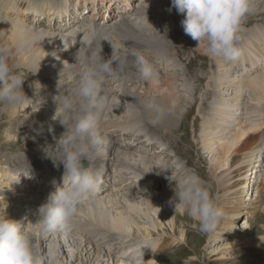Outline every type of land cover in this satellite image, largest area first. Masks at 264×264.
Returning a JSON list of instances; mask_svg holds the SVG:
<instances>
[{"label": "bare ground", "instance_id": "1", "mask_svg": "<svg viewBox=\"0 0 264 264\" xmlns=\"http://www.w3.org/2000/svg\"><path fill=\"white\" fill-rule=\"evenodd\" d=\"M21 1L24 0H0V44L6 43L8 46H10L13 49V55L10 62L14 64L17 68L19 69L25 68L30 72H34L37 74L42 73L41 76H43V78L42 80L39 78L37 80L38 84H36L32 89H28L27 91H24L25 95L29 99L22 106L17 108H11L9 106L4 105L6 107L0 110L1 111L0 122L4 123L5 120H9V122L11 123L12 121L15 120L28 119L30 120L29 122L31 123V125H36L37 128L39 127L37 124H42L43 122H45V115L40 116L38 112L33 110L35 109L34 108L35 104H46L49 102L54 103L51 99H55L56 94L58 96L57 100L59 103H61V98L64 96H75L73 90L74 88H77V81H71L68 78H70V76L72 75H75V78L79 77V76L77 77L76 74L78 72L81 73L83 71V68L86 67L83 57L85 53L89 51L88 49H92V48H90V46H88L86 43L76 44L77 47L83 48V51L81 52L80 63H78L77 60L78 51L77 52L72 51L71 47L70 50H68V53L66 54L67 58H65L63 48L68 44L67 40L64 39V37L62 36H58L59 35L58 32H56L57 35L51 33V31L53 30H51L50 32L46 31V33H44L42 29L43 27L37 28L38 24L35 23L28 24L27 19L30 15L33 14L35 19H40L39 16L42 15L43 13H41L39 7L30 8L24 11L23 10L24 4ZM256 2L258 3L256 7H260L262 0H256ZM152 6L163 7L164 4L161 2L160 3L153 2L149 6V8H152ZM13 11L16 13L15 15H13V19H17L18 17H20L22 23H19L8 17V15L9 14L11 15V12ZM44 11H46V9H44ZM129 14L132 13L130 12L128 13V15ZM146 17H150V16L148 15ZM182 21L183 19L176 20L175 18L174 20L147 19L144 21L143 20L130 21L128 18H124L121 23H118L115 20H111L110 23L112 24L111 26H109L110 24L102 25L101 23L98 22H94L93 24L88 23L89 26H86L85 22H81L79 23V25L81 27H87V30H85L88 31V34L85 35L87 38L86 40H88L89 38L88 35L90 33L92 34L93 41L92 40L91 41L94 45L93 46L94 49H96L97 45L100 44L102 48L101 55L104 57L105 60L111 59L114 54V53L111 54L109 50L113 52L116 51L117 56H128L130 60H134L135 57L133 55L134 54L140 55L141 52L140 50L147 49L148 51H150L147 46V42H144L143 40L145 39L152 40L157 37H158L157 42L155 44L157 46H159L161 43L180 44L182 40H186L187 43L183 44V46L190 48L196 53L199 52L206 53L209 59L212 60L217 67L216 69H214L208 66L210 67L209 69L211 70L212 74L213 71L216 70L215 75L214 76L212 75L213 77L211 78L212 79L211 82L213 81L214 84H210L209 83L210 81L208 82V84L206 83L207 86L206 85L205 86L207 88L204 92L202 91L203 96L202 95L196 96V101H197L196 103L201 101L203 102L204 105H208V108H210L211 105H209L208 103L210 104L212 103L211 95L212 93H217L216 101L218 104L217 107L213 108L212 116L207 118L206 122L202 123L201 129H199L198 126L195 129L198 132L199 131L201 132V142L199 143L203 146L204 150H207L209 157L211 158L213 157L214 160L212 161V165L215 162L217 156V154H215L216 149L224 148L222 146H225V143L229 145L233 144L232 150L229 149L228 151H226L225 159L228 162H226L225 166H227V164L230 165L229 159L237 155H240V153L246 152L251 146L256 147L255 146L256 144L257 148H255V150L249 154L248 163H247L248 167L246 170V174H247L249 173L250 167L253 165V161L255 159L259 160V153L261 152L264 153V144H262V148L260 147V140L264 137V133H261V129L264 128V127L261 128V123L257 127V124L254 121L250 122L249 120L250 118L246 115L245 118L246 117L249 118V119L244 118L245 120H249L245 123L247 126L243 125L244 119L243 121L238 122L239 108L237 103L239 102L240 99L247 101L245 99L246 98L245 94H247L248 92H244L246 87V85L244 84L247 83L244 82L245 79L240 80L239 77L231 75V73L227 69H225L224 66H222V63L220 62L219 58L211 56L207 51V47H208L207 44L201 45L199 47L197 41H194L189 35H186L184 28L182 26ZM78 26L73 31V34L77 35L79 41L81 34H83V31H80L81 27L78 28ZM140 26H143V29H140ZM37 33L43 38L41 42H38L35 46L31 47L30 49L21 46L25 40L29 39L31 36ZM138 41H141L144 44H140ZM61 44H63V47L62 50L60 51ZM172 46L175 47L173 44ZM162 47L163 46H161L160 50L157 49L155 53L146 52V55L152 56L154 58L160 57L161 54H163ZM133 48H136L137 50L132 52ZM154 54L156 56H154ZM170 56H173V53ZM170 56L169 58H167V60H170ZM64 58L67 60H65ZM52 64H54V66L60 65L62 67V70H65L64 75L62 76L60 75V78L59 77L57 78L56 76L55 79L53 77H49L48 75L50 72H47L48 70L47 67L50 68ZM178 65L180 66V64ZM131 69H132L131 65H129L128 70H126L129 73L128 75L132 77L131 80H128L125 77H116V78H119L117 83H122L120 86L122 88L121 95H123V97L128 101L130 108L134 107V105H132L134 103L133 102L134 97L137 98L136 100L139 102L138 105L136 104L138 106V111L137 112L128 111L129 116L126 113L127 116L123 117V116H118V113H121L119 112L121 110V107L120 108L115 107L113 108V110L111 109L108 110L107 116L113 114L114 119H109V118L105 119L104 122L99 126V129L97 128L98 132L102 136L107 137L109 140V144L107 145V152L105 156L96 159L93 164L94 169H97L99 167V164L103 165V163H105L107 160L109 161L107 164L108 167L111 166L113 163V167L116 168L115 171L116 175L109 179L108 176L109 173H106L104 177H107L109 181H112L111 182L112 184L110 185L111 190L113 188H118V190L120 191L122 190L121 192L122 201L120 200V202L122 204V207L126 208V211L125 212H121L120 210H117L115 212L111 211L110 207H113L115 203L113 201L114 196H110L108 194L109 192H106L107 196L106 194L104 195V191L109 188V186H105L104 188L100 189V192L102 193L99 194L100 193L99 192L95 196L94 202L90 204H86L81 210L78 220L79 221L78 228H77V231L78 232L80 231L79 233L76 231V233L74 234L66 235L63 232H57L54 235H48L45 237L42 236L41 226L39 229H37L34 232L33 230L29 229L30 231H28V233L39 241L40 243L39 250L42 255H46L50 251L56 252L58 254V259L59 260L63 259V261L66 262L65 264H75L80 257L83 259L84 256L87 258L84 264H106V261L108 259H112L111 264H162L155 260H152L151 254L152 252L157 253L158 251L166 250V248H163L164 244L158 245V243L156 242L154 244H150V243H152V241L159 240V239L157 240L153 239L155 236L162 237L159 240L161 242V240H163V238L166 235H169L163 230L164 227H167V229L171 231L170 235L172 236H175L173 233H176L179 230L178 232H180V236H179L180 240L178 242L180 244L186 242L185 239L186 237L184 235L183 229L178 227L177 219L179 217H177V215L179 214V216H181V218L183 217L185 221L188 220L187 217L188 215L183 211H177V212L175 211L174 204L172 203L174 196L173 195L165 196L164 184L162 183L164 181H168L170 184V189L171 187L176 186L178 191L180 185L178 186L175 183L179 182V180L184 177V174L187 173L186 170H188L182 167L179 162H175L177 160H175L174 157L178 156V153L174 157L171 155L172 153L170 154L172 157L168 155V151H171L173 146L169 147V149L167 150L166 149L164 150L161 149V145L163 144L159 143L160 147L158 146V143L154 144L153 153L151 154V157L154 159L152 158L150 159L155 161L154 162L150 161L149 163H146L145 167H148V169L147 171H143V169L141 168V164L144 159H142L140 156L136 154H132L135 151L133 144H129V142H127L124 145L121 143L120 146H116L113 143H111V138H113L115 135L116 137L121 138L124 133L131 134L133 135V137L134 135L138 134L147 141L146 143H151L149 139V134H147L146 132L147 130L144 129L146 125H148V127H157L158 129L164 131V133L165 132L178 133L182 131L181 129L186 128V120L188 119L190 112L192 110H195V107L190 105L192 100L190 97L191 91L185 90L183 87L177 85L178 76H179L178 69H180L178 67L173 68L175 70H171L168 75L159 73L157 69L154 70V76L150 82H145V81L143 82L142 80H140L139 77L135 75L136 73L135 70L133 69L131 70ZM181 71L182 69H180L179 72ZM58 73H63V72L61 70H58ZM44 74L46 75L44 76ZM200 77L201 79H204L205 75L200 74ZM114 79H110L106 85L111 86V83ZM144 83L146 87L149 85L148 91L139 92L138 91L140 89L139 84L143 85ZM248 85H250L249 89H247V91L249 92H250V87L254 86L253 94H256V92L260 89L264 91V73L261 74L259 78L255 80L252 79L248 83ZM131 89L135 90L134 91L136 93L135 96L131 94L132 93ZM201 90L202 89H200V91ZM116 94H117L116 91L111 90L108 94V98H111ZM247 96L248 98L250 97L249 93L247 94ZM45 99H48L49 102H45ZM260 99L261 98L257 99L259 103L258 102L255 103V105L258 103L259 107H260ZM120 101L124 103L122 99ZM115 102L116 101L113 100L114 105ZM146 103H148L150 106H147ZM254 109L256 110L255 107ZM245 112L248 115V112L247 111ZM245 112L244 114H246ZM261 112H263V110ZM32 113L33 114L35 113L36 116L33 117ZM201 113L199 112L196 121L197 119L198 121L202 120ZM61 118H67L64 112ZM259 118L261 119V114L259 115ZM148 121L152 123V125H150ZM59 124L63 125L60 121ZM133 125H136L137 127L135 130L130 131L129 129ZM42 131L43 128H39L38 130H36L35 136L33 137V139H38V141L42 142V144H40V142L37 143L38 145L36 146L35 150H38L39 149L38 147H40V145H42L44 148L47 145L48 148L45 150L47 151V153L46 155L45 154L42 155L45 161L48 163L52 162L53 161L52 158L59 161V159L61 158V156H59L60 148L59 145L57 147V145H55L54 143V134L52 132L46 134L48 140L43 141L40 139ZM65 132L66 131L64 130V133ZM238 133L241 136L238 138V140H235L237 138L236 135ZM165 136L167 137V135ZM160 138H162V136ZM7 142L13 143V146H15L16 143L20 142V140L19 139L10 140V141L8 140ZM28 143L29 142H27L26 144ZM214 143H220V146L213 147ZM166 144L168 143H166L165 141V146ZM145 146L150 147L147 145ZM158 151H160V156L163 157V159H159V157L157 156ZM261 159H263V157H261ZM263 160L262 161L259 160L260 164L258 166L256 165V167H259L257 169H260L261 166H263V164H261ZM210 162L211 161H209V163ZM84 163H87L88 166L90 167L88 161H84ZM7 165L9 166L8 156H1L0 168H2L5 171H8L9 168L7 167ZM60 171H61L60 169H56V171L55 169H53L50 171V174L52 175L54 173L59 174ZM146 172L147 174L145 175ZM161 172L162 174L160 175ZM259 172H262V170H259ZM143 175L147 176L148 180L142 182L141 184L140 179L141 177H143ZM124 177H129V178L128 180L124 181ZM190 177L191 175L190 176L188 175V178ZM132 178L134 179L133 185L132 184L127 185L126 182H129L130 181L129 179ZM21 179L24 182L30 181V177L27 174L25 176H18L16 177V179L12 178L13 181L15 180L20 181ZM58 179L61 178L58 177L57 181ZM157 182H161L163 192H155L153 190V188L156 187ZM205 183L210 187L211 183L209 179L207 182L205 181ZM136 185L139 186L136 187ZM220 185L221 184H219L218 188L222 192L225 186L223 185L220 186ZM256 186H257V182L246 181L240 187V189L237 190H234L233 188L229 189L227 193L229 196H231L230 200L232 202V207L238 210V207L246 205L247 203H245V200L243 201V195L247 193V191H249L250 193V191H252L254 187L256 189ZM3 188L4 185L1 184L0 201L8 200L10 202L11 201L13 202L15 201L14 199H16L13 198L15 194L22 195L23 193H27L26 191L23 192L24 190L22 186L16 183L13 184L12 186L10 184L8 186L9 190L7 191H5ZM30 188L33 189L31 194L36 195V197H33V199H29V200L24 199L25 197L22 198L20 201H24L23 206L25 207L26 210L22 212L21 211L22 206L19 207L18 208L19 212L15 213L17 217H12L9 215L10 216V217L8 216L9 220L22 221L25 218V221L27 222V218H28L27 216H29L30 218L33 217L36 218L35 204L40 202H42V205L46 204L49 195L52 193L51 191L46 192V187L42 190L36 189L34 187H30ZM210 190L211 192L214 191L212 187L210 188ZM124 196H126L127 198ZM17 200L19 201V199H16V201ZM247 201H251V200H247ZM127 213H129V215ZM135 215H137V217H135ZM236 215L237 214H234L232 216L235 218L234 222L240 219V217L237 218ZM154 220H156L157 222H155ZM85 221L86 222L92 221L94 223H97V225H100L102 229L106 228L105 230H109V232L111 233L110 236L108 234L109 236L108 238H105V236L103 237L102 235L104 239L98 241L96 240V237H94L95 234L93 237L92 234L88 235L90 236L91 239H93V243H92L93 247L97 244L103 246V247L101 246V250L97 252L98 260L93 263H91L94 256L92 252L93 248L87 247L86 244L88 243L89 238L85 239L86 241H84L85 236L83 235V233H81V231L85 230V228L81 230L82 228L81 226ZM246 229H247L246 227L242 228L241 231H246ZM94 230L96 231L98 229L95 228ZM86 232H87V228H86ZM63 234L68 241H66L64 237L61 238ZM104 234L107 235L105 232ZM99 236L101 237V233L99 234ZM51 237L55 244L53 245V247L49 246V248L47 249L48 245L44 247L45 242H49ZM124 237H128L131 240L129 241L127 239L128 242H126L127 241L126 239L123 240ZM76 240L81 241L80 245H78L77 243L74 244ZM217 240H221V239L217 236L215 237L214 241ZM117 241H119L120 243H117ZM175 243L176 242H172L173 244L172 247L177 245V243L176 244ZM138 244H139V249H137L136 251L133 250L125 251L127 248L132 249ZM236 244H238V242H235V245ZM235 245L232 247H235ZM78 247L81 250H79ZM67 248L71 250V252H74V254H76L74 258H70V256L68 255L69 250ZM74 248H77V250H75ZM121 251L122 252L125 251V252L122 255H120ZM107 254L109 258H107L108 257ZM113 254L119 255L118 257H116V260L112 257ZM137 255L143 256V260L142 261L137 260L135 258L137 257ZM220 259L226 260L225 258H220ZM59 264L62 263L59 262Z\"/></svg>", "mask_w": 264, "mask_h": 264}, {"label": "rangeland", "instance_id": "2", "mask_svg": "<svg viewBox=\"0 0 264 264\" xmlns=\"http://www.w3.org/2000/svg\"><path fill=\"white\" fill-rule=\"evenodd\" d=\"M21 2L24 4V7H23L24 11H26L27 9H30V8H36L37 7V6L33 5L32 0H24ZM255 2H256V0H255ZM257 4L258 3L256 2L255 8H257V10H255V12L247 18L245 24L243 25V33L242 34L244 36V40H243L242 46H243L245 51H244V55H243L242 59L239 60L242 62L245 61L244 62L245 65L248 66L247 71L250 72L244 78L245 79L244 82L247 83V84H244V85H246L244 92H248L250 97L248 98V96H247L248 93L247 94L244 93L246 95L245 99L247 101L241 99L242 103L239 100L240 103L238 102L237 104H238V108H239L238 109V116H239L238 122L243 121V119L245 118V115H246L250 119L248 117H246V118H248L250 120V122L254 121L257 124V127L261 123V128H262V127H264V91L262 89H260L256 92V94H253L254 86H251L252 88L250 87V92L247 91V89H249V86H250V85H248V83L252 79L255 80V79L259 78L261 76V74L264 73L261 71V68L264 67V61L261 58V54L264 51V48H263V46H264V0H262L260 7H256ZM132 9H133V11L136 10L135 7ZM15 14L16 13L13 11V12H11V15L10 14L8 15V17L13 19V15H15ZM13 20H15L19 23H22V20L20 19V17H18L17 19H13ZM153 20H154V18H153ZM86 23L87 22H85V24ZM98 23H100V22H98ZM86 26H89V24L87 23ZM79 27H81V26L79 25L78 28ZM140 28L143 29V26H140ZM85 30H87V27H81V29H80V31H83V34L81 35L82 40L80 39V43H82V44L86 43L88 46H90V48L94 49L93 48L94 45L92 43V41H93L92 34L90 33L88 35L89 36L88 40H86L87 38L85 35L88 34V31H85ZM43 32L46 33L45 31H43ZM54 35H57V34H54ZM157 38L152 39V40H146L145 39L143 41L147 42V46L150 50L148 52H154L155 53L157 49L160 50L161 46H163L162 47L163 48V51H162L163 54H161L159 59H154L152 57H148L149 55H146V52H147L146 50H141L140 55H143L146 59H148V61L152 64L153 68L159 70V72H162L165 75H168L171 70H175V69H173L175 67L182 69L183 72L182 71L179 72L180 69H178L179 70L178 71L179 76H178L177 85L183 87L185 90L191 91L190 97L192 100H191L190 105L194 106L195 110H192L190 112L189 117L186 120V128L181 129L182 131H180L178 133H172V132H168V133L165 132L164 133V131L158 129L157 127H148V125H146L147 122L145 123V125L147 127L145 126L144 129H146L147 134H149V139L152 143V146L154 144L158 143V146L160 147V144H163V145H161V149H164V150L165 149L167 150V149H169V147L173 146L172 150L168 151V155L170 157H172V156L174 157L178 153V156L174 157V159L177 160L175 162H179L182 167L188 169V170H186L187 173L184 174V177L182 179H180L179 182H176L175 184L178 186L183 185L189 179L188 175L189 176L190 175L191 176L196 175L204 182L205 181L207 182L209 179V181L211 183L209 188L212 187L214 189V191L212 193H213V195L218 197L219 203L224 208L226 215L222 219V221L220 222V225H219L217 231L214 234L206 235L200 231V226L196 221L192 220L189 216H187L188 220L185 221L184 218L183 217L181 218V216H179V214H178L177 217H179V218L177 219V224H178L179 228L183 229L184 235L186 237L185 238L186 242H184V243L181 242L182 244H180L178 242L180 240V238H179L180 232H178L179 230L176 233H173L175 236H172V235H170L171 231L169 229H167V227H164L163 230L166 233H168L169 235H166L165 237L163 236L164 238H163V240H161V242L159 240L162 237L155 236L153 239H155V240L159 239V240L158 241H152V243H150V244H154L155 242L158 243V245L164 244L163 248H166V250L158 251L157 253L152 252L151 259L155 260L159 263H162V264H264V179H261V178H264V160H263L264 159V153L263 152L259 153V160L260 161L263 160V162H261V164H263V166H261L260 169H257L259 167H256V165L258 166L260 164V162L258 159H255L253 161V165L249 169V174L246 175V170L248 167L247 163H248L249 154L252 151H254L255 148H257V145L255 144L256 147L251 146L246 152L240 153V155H237V156L229 159L230 165L227 164V166H225L226 162H228L225 159L226 151H228L229 149L232 150V146H233V144L229 145V144L225 143V146H222L224 148H222V149L217 148L216 149L215 154H217V156H216L215 162L212 165V161L214 159H213V157L212 158L209 157L207 150H204L203 146L199 143V142H201V132L199 131L200 132L199 133L195 129L197 126L199 129H201L202 123L206 122V119L212 116L213 108L217 107V104H218L216 101V94L217 93H212V95H211V102L214 104L208 103L209 105H211L210 108H208V105H204L203 102H201V101L196 103L197 102L196 96H201L203 94V92L207 88L206 86H207L209 81H210L209 82L210 84H214L213 81L211 82V80H212L211 78L215 75L216 70L213 71V74H212V72L209 68L211 67V68L216 69L217 67L214 64V62L209 59V57L206 53H204V52L196 53L193 50H191L190 48L183 46V44L187 43L186 40H182L180 44L179 43H172L175 47H173L171 43H166V44L161 43L162 45L160 44L159 46H157V45H155L157 42ZM150 43H152V44H150ZM163 43H165V42H163ZM77 44H79V43H77ZM141 44H144V43L141 42ZM62 47H63V44H61V46H60V51L62 50ZM150 48H152V49H150ZM67 49H68V46L66 45L63 48L65 58H67L66 57V54L68 53ZM133 51H136V48H133L132 52ZM109 52L111 54L114 53L111 50H109ZM172 53H173V56H170V55H172ZM174 54L176 55V57ZM166 55H168V56H166ZM154 56H156V55L154 54ZM169 56H170V60H167V58H169ZM252 59H253V62H252ZM65 60H67V59H65ZM221 60L224 62L223 59H221ZM51 62H53V61H51ZM177 63L180 64V66ZM233 63H235V62H233ZM224 64H225L224 68L227 69L232 74V70H233V68L236 67V65H233V64H231V62H226V61L224 62ZM240 64H242V63H240ZM74 65H75V63H74ZM208 66H210V67H208ZM164 68H165V70H164ZM228 68H230V69H228ZM47 69H48L47 72H50L49 75L48 74L47 75L49 77H53L54 79L57 76V74H58L57 78L58 77L60 78V75L62 76L65 72V70H62V67L60 65L54 66V64H52L50 66V68L47 67ZM17 70H18L19 74H22V78L24 77L23 79H27L30 81H32L34 79V77L32 76V74L29 70H27L25 68H22V69L17 68ZM58 70H61L63 73H58ZM80 74L81 73L78 72L76 74L77 77ZM123 74H126V76H127L129 73L127 71H125ZM200 74H204L205 78L201 79ZM217 74H218V72H217ZM44 75H46V74H44ZM135 75H137V74H135ZM73 77H75V75L70 76V78H68V79L71 80ZM255 77H257V78H255ZM139 79L142 80L141 78H139ZM77 80H78V78H77ZM32 85L33 84H31V86ZM139 86H140L139 87L140 89L138 90L139 92L140 91L141 92L148 91V89H149V85L146 87L145 85L139 84ZM142 86H145V87H142ZM28 88L31 89L30 87L23 86V90L28 89ZM200 89H202V90L200 91ZM134 91H135L134 89H131V92H132L131 94H133V96L136 95V93ZM213 94H214V96H213ZM122 96L123 95H121V93L118 92V96L115 98L116 99L115 103H117L116 107H119V108L121 107V110L123 109L122 111L121 110L119 111L121 113H118V116H123V117L127 116L129 113L128 111H132V112L136 111L137 112L138 111L137 105L139 104V102L136 100L137 98L134 97V99H133L134 103L132 104V105H134V107L130 108L128 101L125 98H122ZM117 98H118V100H117ZM259 98H261L260 99V107L258 105L259 102L257 100ZM121 99L124 103H122L120 101ZM256 102H258V103L255 105ZM50 103H52V102H50ZM50 103L35 104V107H34L35 109H33V110L38 112L40 116L45 115V122H43L42 124H37L39 126L37 128H36V125H31V123L29 122L30 120H28V119L27 120H15V121H12L11 123L9 122V120H5L4 123L0 122V158H1V156H8L9 166L7 165V167L9 168V170L14 169V168H22L24 166L29 167V168L39 169V170L46 169V168L49 171H51L53 169H55V171H56V169L61 170L59 172V174H57V173H54L53 175L50 174L47 177L46 181L44 183H41V184H38L37 181H40V179H43V178L31 177V175H29L30 181L27 182L29 185V188L34 187L36 189L42 190L46 187V192H49V191L54 192L56 190V188L53 185V181H56L59 186H61V187L63 186L64 170L61 169V164H59V167H57L56 163H54V161L49 162V163L45 161V159L43 158L42 155L43 154L46 155L47 151H45V150L48 148V146L46 145V147L44 148L42 145H40V147H38L39 149L35 150L36 146L38 145L37 143L40 141H38V139H33V137L35 136L36 130H38L39 128H43V131L46 130L45 129L46 126H49L54 131H57L58 129H60V131H58V132H52L54 134V143H55V145H57V147L59 145V148H60V141L57 142L56 137L58 136L59 139L62 138V136L64 134V130L66 131V128L63 125L59 124V121H60L62 116L57 117L59 114L58 113L56 114L53 111L55 109V106H57V104L50 105ZM4 105H6V104L0 103V110L7 106V105L6 106H4ZM146 105L150 106L148 103H146ZM127 107H129V108H127ZM244 107L247 109L248 108H250V109L247 110ZM254 107L256 108V110L254 109ZM119 108H116V109H119ZM262 110H263V112H261ZM245 111L248 112V115ZM199 112L200 113L202 112L201 113L202 114L201 115L202 120L198 121V119H197V121H196V118L198 117ZM244 112L246 114H244ZM126 113H127V115H126ZM0 114H1V111H0ZM54 114H56V115H54ZM260 114H261V119L259 118ZM32 115H33V117L36 116L35 113L34 114L32 113ZM52 115H54V116H52ZM50 118H52L53 121H50ZM108 118L114 119L113 114L106 116L104 119H101L99 124L101 125L104 122V120L108 119ZM118 118H120V117H118ZM56 119H58V122H56ZM245 119H244L243 125L247 126L245 123L249 120H245ZM150 125H152V123H150ZM43 131L41 133L40 139L43 141L48 140L46 134H49L50 132L44 133ZM262 131H264V129H261V132ZM194 133H195V135H194ZM165 135H167V137ZM161 136L163 139L160 138ZM236 136H237V138L235 140H238V138L241 135L238 133ZM17 139H19L20 142L16 143L15 146H13V143L7 142L8 140L10 141V140H17ZM113 139H114V137L111 138V143H113L116 146H120V144L122 142H120L118 140H113ZM263 140H264V137L260 140V147H261V144H264ZM165 141H166V143H168V144H166V146H165ZM27 142H29V143L26 144ZM40 144H42V142H40ZM219 146H220V143H214L213 144V147H219ZM151 148H152V152L150 149H148V153H149L148 156H143V157L140 156L142 159H144L142 164H141V168L143 169V171H147V169H148V167H145L146 163H149L150 161H153V162L155 161V160H152L154 158L151 157V154L153 153V147H151ZM24 155H29V156L36 158L38 160L37 163L27 164V158ZM59 156H61V150L59 152ZM157 156L159 157V159H163V157L160 156V151L157 152ZM146 157H148V158H146ZM261 157H263V159H261ZM150 158H152V159H150ZM22 160H25V161L23 162ZM209 161H211V162L209 163ZM46 163H47V165H46ZM25 164H27V165H25ZM48 164H49V166H48ZM112 166H113V163H112ZM111 169H113V167H111ZM9 170L5 171L2 168H0V185L1 184L4 185L3 189L5 191L9 190L8 186L10 184L12 186L13 184L17 183L16 180L15 181L12 180V175H11V172ZM115 170L116 169H113V171H115ZM259 170H262V172H259ZM256 171H257V173H256ZM109 172H110V169L108 170L107 173H109ZM162 172L160 173V175L162 174ZM170 172H172V171H170ZM229 172H230V174H229ZM146 174H147V172L145 173V175ZM145 175H143V177H141V179H140L141 184H142V182L148 180V177ZM18 176H19V174L16 175V177H18ZM112 176L113 175H111V177ZM57 177L61 178V181H57ZM128 178L129 177H124L125 181L128 180ZM242 179H243V182H242ZM103 180H104V183L101 184V189L104 188L105 186H109V188L104 191V195H105L106 192H110V190H111L110 185L112 184L111 183L112 181L107 180V177H104ZM129 180H130L129 183L133 185L134 179L132 178ZM246 181L257 182L256 189L254 187L252 189V191H250V193H249V191H247V193H245L243 195V201L245 200V203H247L246 205L238 207V210L234 209L232 207V202L230 200L231 196L228 195L227 191L231 188H233L234 190L240 189V187ZM162 183L164 184L165 196L166 195H169V196L173 195L175 197V191H177L176 186L171 187V189H170V184L168 181H164ZM219 184L225 186V188H223L222 192L218 188ZM24 186H27V185H24ZM138 186L139 185H136V187H138ZM23 190H24L23 192H25L24 188H23ZM117 193H118L117 191L115 193H113V195H114L113 201L115 203H114L113 207H110V209L113 212H115L117 210H120L121 212H125L126 208H123L122 204L120 202V200L122 201V199H121L122 194L121 193L117 194ZM106 196H107V194H106ZM124 197H126V196H124ZM10 198H12V197H10ZM13 198L19 199V201L18 200L16 201V199H14L15 201H13V202L12 201L10 202L8 200L0 201V220L9 219L10 216L17 217V215H15V213L19 212L18 208L21 206H22V208H21L22 212L26 210L25 207L23 206L24 201H20V200L22 198L29 200L30 198H29L27 193H23L22 195L15 194L13 196ZM247 200H251V201H247ZM256 200H257V202H256ZM224 201H226V202H224ZM228 201H230V202H228ZM41 205H42V202L35 204L36 218H34V217L30 218L29 216H27L28 217L27 222L25 221V218L22 221H20V222H22L24 228L27 229L26 230L27 232L30 230H33V232H34L40 228L41 225L38 224L37 222L40 219L39 209L41 208ZM13 206H15V207H13ZM122 209H125V210H122ZM127 214L129 215V213H127ZM234 214H237L236 215L237 218L240 217V219L235 221V222H234L235 218L232 217ZM135 217H137V215H135ZM154 221L157 222L156 220H154ZM87 222L85 221L81 226L82 228L81 227L80 228H81V230L83 228H85V230L81 231V233H83V235L85 236L84 241H86L85 239L89 238V241L86 244L87 247L93 248L92 252H93L94 256H93V259L91 262V263H93V262L98 260L97 259V252L99 250H101L102 245L97 244L93 247V245H92L93 239H91L90 236H88V235L92 234V237H93L95 234L94 237H96V240L98 241V240H103L104 236H105V238H108L111 233L109 232V230H105L106 228H104V227H103L104 229H102V227L100 225H97V223H94L92 221H87ZM78 223H79V221H78ZM89 224H92L93 227H92V225H89ZM187 224H189V225H187ZM245 227L247 228L246 231H241V229L245 228ZM86 228H87V232H86ZM88 228H89V231H88ZM93 228L94 229L96 228L99 231L98 230L95 231ZM100 228H101L103 233L101 232ZM90 229L93 230L94 232L91 231ZM78 230H80V229H78ZM104 232L107 235H105ZM100 233H101V237L99 236ZM108 234H109V236H108ZM102 235H103V237H102ZM217 236L221 240L214 241L215 237H217ZM63 237L65 238L66 241H68L67 238L64 236V234L61 238H63ZM124 239H126V240L128 239L129 241L131 240L128 237H124L123 240ZM128 240L126 242H128ZM113 242H115V241H113ZM172 242H176L177 245L172 247V245H173ZM235 242H238V244L235 245ZM76 243L78 245H80L81 241L76 240L74 244H76ZM117 243H120V242L117 241ZM54 244L55 243L53 242V239L51 237L49 242H45L44 247H46L48 245L47 246V249H48L49 246L53 247ZM70 244H73V243H70ZM234 245H235V247H232ZM184 246H186V247H184ZM74 249L77 250V248H74ZM78 249H79V247H78ZM137 249H139V244L137 246L133 247L132 249L127 248L125 251H127V250L136 251ZM79 250H81V249H79ZM125 251H123V252L121 251L120 255H122ZM68 252H69L68 255L70 256V258H74L76 256V254H74V252H71V250H69ZM104 253H103V256H104ZM107 256H108V254H107ZM118 256L119 255H116V254L112 255V257L115 260H116V257H118ZM107 258H109V256ZM137 258L139 259V258H141V256L137 255ZM220 258H225L226 260H222ZM60 260H59L60 263H62V264L66 263L63 261V259H60ZM86 260H87V258L85 256L83 257V259L80 257L79 260L75 264H84V262ZM111 263H112V259H108L106 261V264H111Z\"/></svg>", "mask_w": 264, "mask_h": 264}, {"label": "clouds", "instance_id": "3", "mask_svg": "<svg viewBox=\"0 0 264 264\" xmlns=\"http://www.w3.org/2000/svg\"><path fill=\"white\" fill-rule=\"evenodd\" d=\"M172 7L186 14L182 21L185 34L197 41L199 47L207 44L211 56L226 62L242 59L245 51L242 46L243 25L256 10L255 0H172ZM42 39L37 33L21 46L30 49ZM82 51L81 47L77 53L78 63ZM101 53L100 44L85 53L86 67L78 77L75 96L61 98L67 118H61L60 122L66 132L58 140L61 158L59 161L51 158L57 167L63 164L65 171L63 186L53 181L56 190L39 209L37 223L45 237L57 232L76 233L81 210L86 204L93 203L100 192L101 173L93 164L106 155L109 144L108 138L97 129L96 111L104 85L128 70L129 65L145 82H150L154 76L152 64L143 55L134 54L135 59L130 60L128 56H117L115 51L111 59L105 60ZM12 55L10 46L0 44V103L17 108L29 98L23 91L25 81L22 74L10 62ZM136 127L133 125L129 130ZM84 161H88L90 167H85ZM173 201L175 211L185 212L206 235L214 234L226 215L218 197L196 175L179 186ZM39 249V241L26 231L22 222L0 220V264H59L56 252L42 255Z\"/></svg>", "mask_w": 264, "mask_h": 264}, {"label": "water", "instance_id": "4", "mask_svg": "<svg viewBox=\"0 0 264 264\" xmlns=\"http://www.w3.org/2000/svg\"><path fill=\"white\" fill-rule=\"evenodd\" d=\"M155 189H157V190H161V187H160L158 184H156Z\"/></svg>", "mask_w": 264, "mask_h": 264}]
</instances>
